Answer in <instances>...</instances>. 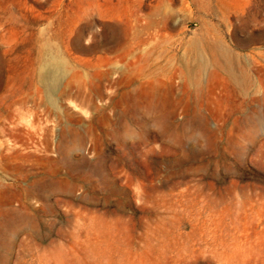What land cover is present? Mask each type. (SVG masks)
Masks as SVG:
<instances>
[{"label": "rangeland", "instance_id": "rangeland-1", "mask_svg": "<svg viewBox=\"0 0 264 264\" xmlns=\"http://www.w3.org/2000/svg\"><path fill=\"white\" fill-rule=\"evenodd\" d=\"M0 264H264V0H0Z\"/></svg>", "mask_w": 264, "mask_h": 264}]
</instances>
